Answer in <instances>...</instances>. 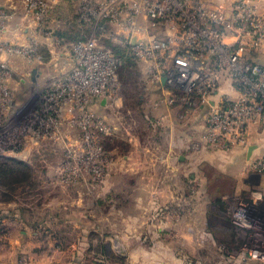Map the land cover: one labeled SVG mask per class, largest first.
<instances>
[{
  "label": "built area",
  "instance_id": "1",
  "mask_svg": "<svg viewBox=\"0 0 264 264\" xmlns=\"http://www.w3.org/2000/svg\"><path fill=\"white\" fill-rule=\"evenodd\" d=\"M21 1V11L0 5V146L10 155L26 157L31 145L50 141L61 148L58 175L73 179L82 173L79 164L108 161L103 138L115 126L94 105L113 107L118 69L128 60L144 66L165 104L181 106V117L207 106L193 150L231 151L263 140L264 11L252 0H232L227 7L204 0H69L77 22L89 27V35L69 47L51 16L53 2L61 0ZM16 12L15 34L6 37ZM44 50L51 73L42 85L27 86L35 85L37 95L19 112L25 104L16 102L12 57L41 64ZM222 83L234 94L213 99ZM242 172L246 188H221L217 199L223 207L215 208L228 218L219 225L232 226L235 246L225 248L203 230L220 258L216 264H264V146L245 158ZM174 252L191 264L182 248Z\"/></svg>",
  "mask_w": 264,
  "mask_h": 264
},
{
  "label": "rangeland",
  "instance_id": "2",
  "mask_svg": "<svg viewBox=\"0 0 264 264\" xmlns=\"http://www.w3.org/2000/svg\"><path fill=\"white\" fill-rule=\"evenodd\" d=\"M58 3L61 8H58L55 17L60 19L58 21L59 33L64 37L63 46L69 47L72 41L88 36V29L86 26L75 24L73 20L76 12L74 2L61 0ZM12 60L15 66V68L13 66L15 73L12 85L16 94V102L18 106L25 104L20 109L19 112H21L26 109L32 99L36 98L37 90L35 85L27 88L30 79L27 81L28 84L26 82L22 85L17 82L18 78L23 76L22 68L25 61L20 57H12ZM48 72L49 68L43 70L45 75ZM118 76L120 84L113 107L102 108L97 104L94 105L95 110L97 109L109 124L115 126L112 134L103 138L104 149L109 157L108 161L79 164L82 173L77 178H61L57 173L60 166L58 160L61 148L57 144L47 141L37 147L31 145L26 157L10 155L6 147L0 146V264L6 262L4 252L7 245L6 225H3L1 220L7 219V215L13 217L16 214L17 217L11 220L17 221L22 217L28 221L33 231L30 236L33 238L42 236L41 229L47 226L39 227L37 224L49 222L48 218L63 220V225L49 226L52 237L54 236L61 242L76 238L82 241L80 238L87 229L89 257L88 260L82 258V264L134 263L132 257L125 258V252L133 251L138 244L131 241L121 244L118 237V220L120 221L123 217L124 210L126 213L124 216L126 215L127 218H133L136 213L133 189L128 192L123 189V187L130 186L129 179H126L124 174L133 171H150L156 149L162 151L165 156L166 141L163 138L162 145L159 143L158 147H153L154 139H157L156 135L159 139V135H163V132L160 128L157 132L156 127L150 129L146 126L149 122L147 117L150 114L146 115L145 112L149 111V104H151L147 90L152 84L147 78L144 66L142 64H136L133 67L122 65L118 69ZM23 90L27 95L22 93ZM29 95L31 97L26 101L25 98ZM161 115L165 117V114ZM151 116L156 117L153 114ZM158 120L157 116L153 119V124L160 123ZM189 133L195 135L196 132L190 130ZM195 140H197L195 137L190 138L189 148L190 157L195 156L185 164L184 169L191 172L196 171L205 178L206 201L212 209L215 205L213 203L217 202V193L221 188L231 187L233 190L246 188V185L242 183V167L245 159L243 154L237 151L217 150L212 146H204L203 150L197 152L191 148V143ZM161 165L157 169L168 170L167 165ZM237 170L241 171L239 178L236 177ZM191 182L194 181L191 180ZM196 188L198 189V185L194 189L191 188L189 193L190 205L195 201L193 191ZM146 198H149V194ZM190 211L191 221L199 217V215L197 217V211ZM19 223H21L20 220ZM205 225L208 230L207 224ZM226 225L212 227L211 232L214 238L219 233L230 234L232 226ZM205 228L191 226L188 243L174 242L159 245L160 247L169 245L178 250L182 248L184 253L191 258V264H203L202 260L207 264H216L220 258L211 240L203 236V233L199 237L200 230ZM126 233H129L128 228ZM142 245L151 246L148 242ZM119 253H124V255L121 256Z\"/></svg>",
  "mask_w": 264,
  "mask_h": 264
},
{
  "label": "crops",
  "instance_id": "3",
  "mask_svg": "<svg viewBox=\"0 0 264 264\" xmlns=\"http://www.w3.org/2000/svg\"><path fill=\"white\" fill-rule=\"evenodd\" d=\"M204 1L210 7H227L232 0ZM252 2L257 5L260 11H264V0H252ZM0 5L5 6L9 12H12V10L21 11L22 1L0 0ZM58 7L59 3L53 2L51 14ZM19 14V12H16L10 18L8 31L5 33L6 35L10 36L15 34L13 28L19 20ZM23 37L24 35L20 34V38ZM43 53V62L41 64L25 61L22 68L23 76H21L22 80L20 84H25L29 79L31 85H42L45 82L51 73V67L48 64V52L44 50ZM15 59L18 60L17 58ZM46 68H49V72L45 75V73L43 74V70H46ZM161 93L160 88L154 84L148 88L147 96L150 94L149 99L151 100V104H149V111L145 113L146 115L147 113L150 114L147 117L149 122L146 126L150 129L156 127L157 132L160 128L163 132V135H159V139L158 135H156L157 139H154L153 147H156L159 143L161 144L164 138L166 141L165 156H163L162 151L156 149V153L152 158L153 166L150 171H133L124 174L125 178L129 179L130 186L123 187V189H126V192L133 189L136 213L133 218H127L126 215L124 216L126 214L124 210L123 217L120 221L118 220V237L121 240V244L129 243V241L138 244L133 251H128L124 246L125 250H127V253L125 252V258L127 259L128 256L132 257L134 260L133 264H185L183 258L174 252V247H170L169 245L160 247L159 244H173L174 242L188 243L190 238L189 228L191 226L205 228L208 220L207 212L211 208L206 201L205 178L196 171L191 172L188 169H184L185 164L195 156L191 155L190 157L189 155L190 138L195 137V139H198L203 132L207 106L198 107L186 116L181 117V106L179 104L167 106ZM221 93L234 94V90L228 83H222L216 90L215 95H213V99H216V96ZM152 114L156 115V117H152ZM161 114H165L164 119L160 123L156 122L157 124H153V119H156ZM190 130L195 131V135L189 133ZM262 139L254 140L255 147L252 153H256L263 148L264 137ZM231 151H237L239 154H243L244 159L247 156V148H236ZM198 160L200 159L198 158ZM161 164L163 166L167 165L168 170L157 169L159 165L162 166ZM240 175L241 171L237 170L236 177L239 178L241 177ZM191 180L198 181L194 183ZM196 185H198V189L196 188L193 191L196 198L194 203L190 205L191 202L188 201V196L191 188L194 189ZM148 194L149 198L147 199L146 196ZM216 201V203H213L215 204L213 205V210H216V206L219 207V200L217 198ZM190 207L192 210L197 211V217L199 215L198 218L195 217L197 219L194 221H191ZM174 211H178L180 216L174 217ZM6 217L7 219L1 220L2 224L6 225L7 235L5 240L7 245L5 246L4 252L5 264H25L26 262L27 264H82V258L88 260L87 244L89 237L87 235V229L80 238L82 241L76 238L61 242L54 238V236L52 237L49 226L63 225V220L48 218L49 222L37 224L39 227H43V225L47 226L41 229L42 236L33 238L30 236L33 234V231L30 229L27 223L28 221H25L22 217L19 219L21 223H19V220H17L18 222L14 219L11 220V218L17 217V214L13 217L9 215ZM85 218H87L86 215ZM220 220H216L213 227L220 226ZM127 228L129 233H126ZM203 230H200L199 236L204 232ZM146 242L151 244V246L145 247L142 245ZM107 253L109 254V252ZM119 255L123 256L124 253H119ZM21 261L24 262L22 263Z\"/></svg>",
  "mask_w": 264,
  "mask_h": 264
},
{
  "label": "trees",
  "instance_id": "4",
  "mask_svg": "<svg viewBox=\"0 0 264 264\" xmlns=\"http://www.w3.org/2000/svg\"><path fill=\"white\" fill-rule=\"evenodd\" d=\"M58 8H61V6H59ZM58 8L57 9H55V11H53V13L51 14V16L53 17V18H56L57 19V21H59L60 19H58V17H55V14H56V12L58 11ZM58 14V13H57ZM58 16V15H57ZM74 22H75V24H78V25H83V24H80V23H78L77 22V20H76V14H75V16H74ZM83 26H86V25H83ZM56 27V32L59 34V36H61V38L63 39L64 37L59 33V28H60V26H59V23H58V25L57 26H55ZM87 27V26H86ZM87 29H88V33H89V27H87ZM79 39V38H78ZM137 63H136V61L135 60H128V62L125 64L126 66H128V67H133L134 65H136ZM16 160V159H15ZM218 204H219V207H223V205H222V203L221 202H219L218 201ZM207 226H208V230L210 231V230H212V227H213V225H214V222L217 220H220V219H223V220H225V221H227V217H223V218H221L220 217V215L215 211V210H213V209H210L209 210V212H208V215H207ZM233 230V229H232ZM231 230V232H230V234H227V235H222V234H220L219 233V235L218 236H215V241L216 242H218V243H220L221 245H223L225 248H231L232 246H235V242H234V232ZM211 232V231H210ZM212 233V232H211ZM213 235V234H212ZM214 237V236H213Z\"/></svg>",
  "mask_w": 264,
  "mask_h": 264
},
{
  "label": "water",
  "instance_id": "5",
  "mask_svg": "<svg viewBox=\"0 0 264 264\" xmlns=\"http://www.w3.org/2000/svg\"><path fill=\"white\" fill-rule=\"evenodd\" d=\"M161 82H164V77L161 78ZM255 147V145H249V147L247 148V156L246 159H249V157L252 154L253 148Z\"/></svg>",
  "mask_w": 264,
  "mask_h": 264
}]
</instances>
